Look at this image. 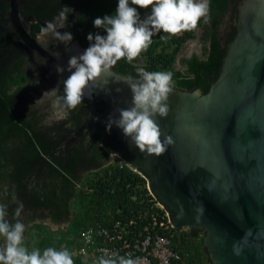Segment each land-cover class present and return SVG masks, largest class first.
Returning a JSON list of instances; mask_svg holds the SVG:
<instances>
[{"label":"water","instance_id":"water-1","mask_svg":"<svg viewBox=\"0 0 264 264\" xmlns=\"http://www.w3.org/2000/svg\"><path fill=\"white\" fill-rule=\"evenodd\" d=\"M5 13L15 30L30 68L51 89L70 73L71 56L90 46L89 33L107 35L94 19L113 15L118 0H8ZM65 28L71 45L51 36L38 40L41 29L54 22L65 7ZM132 7H137L131 5ZM210 53L198 59L194 46L177 65L191 80L175 79L167 118L155 117L173 143L160 156L141 153L130 137L109 117L132 107L133 94L125 82L140 79L138 58L118 61L86 90L72 110L81 124L70 134L79 138L93 130L106 139L134 170L148 177L147 187L172 212L170 225L206 232L204 247L211 264H264V0H209ZM139 16L151 8L137 7ZM92 97L88 98L87 92ZM236 249H239L237 254Z\"/></svg>","mask_w":264,"mask_h":264},{"label":"trees","instance_id":"trees-1","mask_svg":"<svg viewBox=\"0 0 264 264\" xmlns=\"http://www.w3.org/2000/svg\"><path fill=\"white\" fill-rule=\"evenodd\" d=\"M8 4L0 0V205L6 206V219L25 225L24 246L29 251L53 247L71 254L89 227L109 228L118 222L134 233L149 227L150 213L163 212L153 207L157 201L146 188L148 177L129 163H112L114 147L93 130L71 140L80 117L66 109L63 118H54L51 103L36 99L38 82L21 48L11 45L17 37L5 16ZM199 28L198 59L206 61L211 25L202 19L195 30L178 36L161 39L167 36L163 31L154 35L138 57L140 68L170 71L175 79L191 80L176 68L177 57ZM20 204L21 215L14 218ZM165 234L185 264H211L202 230L168 229ZM4 245L0 237V248ZM72 258L74 264H93L80 256Z\"/></svg>","mask_w":264,"mask_h":264},{"label":"clouds","instance_id":"clouds-1","mask_svg":"<svg viewBox=\"0 0 264 264\" xmlns=\"http://www.w3.org/2000/svg\"><path fill=\"white\" fill-rule=\"evenodd\" d=\"M130 2L138 8H151V14L141 20L137 7L130 6ZM73 11L65 6L54 22H48L41 29L38 40L51 36L64 44L67 49L71 45L73 35L70 32L62 33L58 29L65 28L68 15ZM209 12V0H118L113 15L97 17L93 21L94 26L104 29L107 35L89 33L87 39L90 41V46L83 53L71 56L67 69L56 66L58 73L63 74L67 70L70 75L62 81L63 95L59 94V85L48 91L55 97L54 104L75 110L81 105L90 85H94L103 74H110V70L118 61L126 59L128 63H132L149 48L153 36L161 31L167 34L161 36V39H167L185 31L195 30L202 19L205 23L208 22ZM137 74L140 79L128 78L125 81L133 94V106L118 109L119 118L114 119L110 116L107 130L111 131L115 124L122 129L125 137L131 138L141 153H146L147 156H160L167 151L173 139L170 135L165 136L164 140L161 139L164 134L155 117L167 118L169 115L168 101L174 91L173 73L149 72L144 68H137ZM87 96L91 99V91L87 92ZM111 153L117 156V158L111 157L112 163L119 165L129 163L116 151L110 152V156ZM121 161L124 163L122 164ZM155 200L158 202L156 198ZM163 207L170 214L168 208ZM22 210L23 204H20L14 210V218L20 217ZM7 215L6 206L0 205V237L5 240L4 247L0 248V264H74L72 254L67 249L57 250L48 247L42 252L40 249L29 251L24 246L25 225L19 219L11 223L6 219ZM236 252L239 254V249H236ZM99 264H140V262L139 259L125 257H119L118 261L101 257Z\"/></svg>","mask_w":264,"mask_h":264},{"label":"built area","instance_id":"built-area-1","mask_svg":"<svg viewBox=\"0 0 264 264\" xmlns=\"http://www.w3.org/2000/svg\"><path fill=\"white\" fill-rule=\"evenodd\" d=\"M111 157L117 158L113 153ZM147 190L149 191L148 187ZM151 196L153 197L152 194ZM153 207L163 214L160 216L150 213L151 225L136 233L129 232L118 222L109 228H87L81 233L79 245L72 250V255L80 256L93 264H99L101 257L117 261L119 257L139 259L140 264H185L180 254L173 249L171 238L165 234L168 229H174L170 225L169 212L158 202Z\"/></svg>","mask_w":264,"mask_h":264},{"label":"flooded vegetation","instance_id":"flooded-vegetation-1","mask_svg":"<svg viewBox=\"0 0 264 264\" xmlns=\"http://www.w3.org/2000/svg\"><path fill=\"white\" fill-rule=\"evenodd\" d=\"M145 16H147V15H145ZM13 30V29H12ZM14 31V35L17 37V39L16 40H14L12 43H11V45L13 44L14 45V43H21V41H20V39H19V37H18V35L16 34V32H15V30H13ZM16 46V45H15ZM18 47V46H17ZM20 48V47H19ZM22 50V52L24 53V55H25V57H26V60H27V62H26V65H27V68L34 74V76H35V78H36V81L38 82V84H37V86H39L38 88H39V94L36 96V98L39 96V97H41L40 98V100L38 101L40 104H49V103H53V101H54V99H55V97H53L52 95H51V93L50 92H48V91H50V90H52L49 86H48V84L44 81V80H42L41 78H39L38 76H37V74L30 68V64H29V61H28V58H27V56H26V54H25V51L23 50V49H21ZM60 94V93H59ZM61 95V94H60ZM51 108H52V105H51ZM62 108V110H63V113H64V111L66 110L65 108H63V107H61ZM64 115H66L65 113H64ZM64 117V116H63ZM180 229V231H193L194 229H199V228H192V229H189L188 227H181V228H179ZM200 230H202L203 232H204V237H205V235H206V232H205V230H203V229H200Z\"/></svg>","mask_w":264,"mask_h":264},{"label":"rangeland","instance_id":"rangeland-1","mask_svg":"<svg viewBox=\"0 0 264 264\" xmlns=\"http://www.w3.org/2000/svg\"><path fill=\"white\" fill-rule=\"evenodd\" d=\"M147 16H148V15H147ZM147 16H145V17L143 18V20L146 19ZM201 33H202L201 28L197 29V31H196V38H195L194 40H191V41L186 42V43L182 46V48L180 49V51H179V53H178V57H177V59L182 58V57H184L185 55H187V54L189 53V51H190L194 46H196V47H197V50L199 51V46H200V36H201ZM179 67H180V66H178V65L176 64V68H179ZM40 98H41V97L38 96L36 99H37V100H40ZM51 105H52V115H53V117H54V118H57V119L63 118L64 113H63V110H62L61 106L54 104V102L51 103ZM51 227H52L53 229H57L56 226H51ZM2 247H4V246H2Z\"/></svg>","mask_w":264,"mask_h":264}]
</instances>
